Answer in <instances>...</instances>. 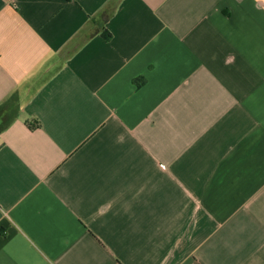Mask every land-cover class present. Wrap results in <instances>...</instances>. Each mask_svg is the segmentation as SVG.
I'll return each mask as SVG.
<instances>
[{"label": "crops", "instance_id": "crops-1", "mask_svg": "<svg viewBox=\"0 0 264 264\" xmlns=\"http://www.w3.org/2000/svg\"><path fill=\"white\" fill-rule=\"evenodd\" d=\"M0 264H264V0H0Z\"/></svg>", "mask_w": 264, "mask_h": 264}, {"label": "trees", "instance_id": "trees-1", "mask_svg": "<svg viewBox=\"0 0 264 264\" xmlns=\"http://www.w3.org/2000/svg\"><path fill=\"white\" fill-rule=\"evenodd\" d=\"M103 36L106 40H109L111 38L110 34L108 32H105L103 33Z\"/></svg>", "mask_w": 264, "mask_h": 264}]
</instances>
